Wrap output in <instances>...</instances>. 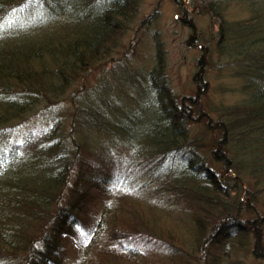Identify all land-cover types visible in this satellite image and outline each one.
I'll return each instance as SVG.
<instances>
[{"label": "trees", "instance_id": "obj_1", "mask_svg": "<svg viewBox=\"0 0 264 264\" xmlns=\"http://www.w3.org/2000/svg\"><path fill=\"white\" fill-rule=\"evenodd\" d=\"M177 1L184 18L185 3ZM131 2L0 0V144H10L0 149V264H144L142 243L151 245L153 264L264 259V6L253 23L212 13L221 20L220 39L232 44L231 61L247 65L238 69L241 102L218 112L198 95L180 104L158 55L147 86L159 110L139 128L141 113L115 104L106 84L111 90L116 79L104 78L131 63L114 64L135 16ZM89 77L100 92L88 88ZM68 102L70 115L57 116L38 137L9 141L23 121ZM185 104L195 112L185 114ZM105 134L118 156L86 142ZM133 137L148 143L139 147ZM118 161L137 187L112 190L110 172L98 168L112 171ZM89 164L97 178H88ZM170 219L191 230L167 225ZM216 246L223 253L212 260Z\"/></svg>", "mask_w": 264, "mask_h": 264}, {"label": "rangeland", "instance_id": "obj_2", "mask_svg": "<svg viewBox=\"0 0 264 264\" xmlns=\"http://www.w3.org/2000/svg\"><path fill=\"white\" fill-rule=\"evenodd\" d=\"M131 1L130 4L135 9V16L124 33V46H120V51L115 55L117 58L114 59V61L116 60L114 62L115 65L122 60L125 61L123 64H126L131 59V63L127 65L128 67H141L140 71H135L136 73H134L135 78H138V73L147 76L148 71L153 72L156 65L160 66L157 59L158 55H161L164 58L168 85L174 96L179 99L180 104H182L183 100L189 101L192 96L198 95L200 100H205L207 107L213 112H218L221 105L237 104L246 97L243 77L238 69L244 67V70H247V65L240 63V67V65L238 66L231 61L233 57L232 44L220 39L221 20L215 18L212 13L219 9L223 12L224 20L226 21L253 23L255 20H251L253 17L251 15L257 14L256 12H260L263 8L264 2L262 0H182L186 6L184 18V7L179 6L177 0ZM186 20H190L192 24ZM260 22L264 25V19L261 18ZM158 47H160V52ZM203 55H205L204 61L201 60ZM245 62L249 61L246 60ZM110 73H112V69ZM200 74L202 78H206V86L204 87L198 79ZM125 78L124 71L120 70L116 75L117 85L111 87V90H109V84L103 83V85L106 84L107 94H110L113 102L120 107H130L134 112L141 113V118L136 123L137 127H148L154 112L159 110L155 94L147 86L151 78L146 82H137L138 85L135 86L129 84L130 77ZM247 78L248 75H246L244 82L247 81ZM88 81L92 83V78L89 77ZM160 81H158V84ZM98 89L100 92V87ZM102 94L104 97L107 95ZM77 102L80 103L79 98H77ZM184 106L186 109L184 113L186 114L192 107L190 108L189 104ZM70 107H72V103L68 102L66 107L60 106V108L53 109L52 113L30 120L11 135L9 141L13 143L37 137L48 129L47 127L57 116L68 111L70 115ZM113 110V113L118 116L116 110ZM194 112L192 108L191 113ZM195 121L191 125L194 133H196V127H199ZM133 138L134 141L139 139ZM86 142L88 145L95 146L103 151L110 149L111 156H118L117 149H113L110 137H107L106 134L103 138L100 137V139H92ZM206 154L209 158V153L206 152ZM98 169L103 174L107 172L113 173L114 171H110L105 167L104 169L101 167ZM114 172L116 173V171ZM132 176L133 174L129 176H120L119 174L118 176H113L111 179L112 190L126 191L127 188L125 186H129V188L137 187L131 185L133 180H130V183L127 184ZM76 181L75 178H72L71 185ZM93 208L94 206L90 207L91 212H94ZM169 223H174L180 228L185 227L189 231L191 230L189 223L185 226L179 225L174 219L173 221L170 219L166 224L169 225ZM65 244L69 247V255L74 254V243L69 241ZM148 246V244L142 243L139 247L145 251L144 264H153L151 259L148 261V258L154 256L153 254L149 255L152 247L150 245L148 248ZM220 251L221 248L216 246L210 258L213 260V256L217 257L223 253ZM241 259L246 264H264L263 258H256L250 255L248 257L244 255ZM213 263L215 264V262Z\"/></svg>", "mask_w": 264, "mask_h": 264}, {"label": "bare ground", "instance_id": "obj_3", "mask_svg": "<svg viewBox=\"0 0 264 264\" xmlns=\"http://www.w3.org/2000/svg\"><path fill=\"white\" fill-rule=\"evenodd\" d=\"M186 11V10H185ZM125 35V34H124ZM124 37V36H123ZM131 54V53H130ZM131 58H134V57H131ZM133 65V64H132ZM128 68V69H127ZM125 70H124V74H125V76H126V78L125 79H127L128 77H130V79H129V84L130 85H138L137 84V82H146V81H148V79H149V76L147 75V76H145V75H142V74H140V73H138V78H135V76H134V73H136L137 71H140V69H141V67H135V68H132V67H127ZM136 71V72H135ZM103 72H101V74H102ZM105 79L107 80L108 79V81L110 80V81H112V80H114V79H116V78H111L112 76H114V75H112V76H109V74L107 75L106 73H105ZM135 81V82H134ZM92 84V85H91ZM98 84V82L96 81V80H92V83H90V82H88V88L89 89H92L93 87H96V88H98L99 86L97 85ZM102 84V83H101ZM97 85V86H96ZM95 88V89H96ZM86 103V105H87V102H85ZM52 111H53V109L49 112V113H52ZM49 113H47V114H49ZM114 117H117V118H119V114H118V116H116L115 114H114ZM112 119V117H109V119ZM140 118H141V116H140ZM112 120H114V119H112ZM30 120H25V121H23L19 126H17L16 128H15V130L16 131H18L23 125H25L27 122H29ZM49 127V126H48ZM47 127V128H48ZM189 129H190V131L192 132V127H191V125H189ZM43 133V132H42ZM192 133H194V132H192ZM41 135V134H40ZM39 136V135H38ZM37 136V137H38ZM147 143H148V141H147V137L146 138H144L143 140H140V141H137L136 142V145L137 146H139V147H144V146H146L147 145ZM178 143V142H177ZM5 144H0V149L4 146ZM5 146H10V144H6ZM5 148V147H4ZM4 150V149H3ZM88 167H89V177H88V175L86 174V172H83V174L85 175V177L87 176L88 178H97L98 176H97V174H95V169H94V166L92 165V164H89L88 165ZM116 171V173L114 172V171ZM112 171H113V173H110V178L112 177L113 178V176H118V174L120 175V176H123V175H126V176H129V175H132V174H134V173H128V169L127 168H124L122 165H121V163L118 161V162H115V165L114 166H112ZM170 208H171V210L173 211V212H177V214H180V208H178V207H176V208H173L172 206H170ZM68 217V216H67Z\"/></svg>", "mask_w": 264, "mask_h": 264}]
</instances>
